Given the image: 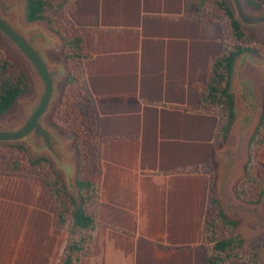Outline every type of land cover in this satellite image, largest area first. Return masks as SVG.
<instances>
[{
	"label": "crops",
	"instance_id": "1",
	"mask_svg": "<svg viewBox=\"0 0 264 264\" xmlns=\"http://www.w3.org/2000/svg\"><path fill=\"white\" fill-rule=\"evenodd\" d=\"M187 0H73L86 28V87L98 116L102 178L92 255L77 264H204L201 246L217 116L198 104L213 24ZM6 240H0L3 243ZM0 246V264H34ZM224 264H248L230 261Z\"/></svg>",
	"mask_w": 264,
	"mask_h": 264
},
{
	"label": "trees",
	"instance_id": "2",
	"mask_svg": "<svg viewBox=\"0 0 264 264\" xmlns=\"http://www.w3.org/2000/svg\"><path fill=\"white\" fill-rule=\"evenodd\" d=\"M72 1L25 0L24 17L27 22L44 21L47 29L58 36L63 46L61 58L65 61L66 76L61 84L59 98L48 115V122L58 132L72 135L77 194L67 188L61 173L48 157H33L22 142L0 143V173L28 174L40 179L51 198L55 224L68 232L57 264H77L80 258L91 255L98 226L102 178V138L84 71V62L90 57L85 47L87 29L74 25L70 20L68 8ZM247 1L255 8L264 4V0ZM187 9L194 10L195 16L201 19L223 21L229 31L221 52L208 61L206 79L197 91L198 104L186 107L189 110H209L217 115L214 140L219 144L225 143L237 117L234 95L230 91L235 59L247 50L264 55V43L243 28L227 0H187ZM29 85L23 66L8 55L0 43V115L13 107L19 95L28 92ZM262 145L264 93L259 120L248 142L243 177L240 186L235 189L236 195L242 200L252 199H248L249 192H254L258 200L264 192V163L258 164L254 159V152ZM209 163L213 165L212 156ZM211 184L201 242L207 253L204 264L230 261L264 264V244L256 246L253 241L247 242L234 232L238 221L226 215L221 201L214 196L213 178Z\"/></svg>",
	"mask_w": 264,
	"mask_h": 264
},
{
	"label": "water",
	"instance_id": "3",
	"mask_svg": "<svg viewBox=\"0 0 264 264\" xmlns=\"http://www.w3.org/2000/svg\"><path fill=\"white\" fill-rule=\"evenodd\" d=\"M227 1L243 28L264 42V7L255 8L247 0ZM20 13L19 2L7 3L0 0V37L18 56L29 81L32 82L28 92L17 97L13 105L17 106L16 109L9 113L12 107L8 113H4L6 116L0 119V143L22 142L34 155L47 154L55 167L64 172L67 188L76 195L72 152L67 148V140L63 139L58 130L48 122V115L58 97L59 84H62L66 76L64 62L53 61L50 57V51L59 48L58 36L47 31L44 21L22 22ZM233 81L245 113L238 121L240 140L238 149L229 154L231 161L226 166L228 172L232 162L244 153L245 139L251 129L250 126L259 110L261 113L258 94L261 84H264V56L249 50L239 54L233 65L231 85ZM230 91L232 92L231 87ZM225 177L226 175L221 179L219 186V194L225 199V202H221L224 210L230 200L229 195L224 194Z\"/></svg>",
	"mask_w": 264,
	"mask_h": 264
},
{
	"label": "rangeland",
	"instance_id": "4",
	"mask_svg": "<svg viewBox=\"0 0 264 264\" xmlns=\"http://www.w3.org/2000/svg\"><path fill=\"white\" fill-rule=\"evenodd\" d=\"M5 1L7 3H12L16 1L20 3V8H21L20 19L22 22L26 23V20L24 19V0H5ZM261 7H264V4ZM201 20L213 24V31L216 35V38L218 39V42L221 44V50H222L223 43L226 41L229 35V31L225 23L221 20L220 21L219 20L209 21L206 19H201ZM47 31L51 33V31H49L48 29ZM52 34L56 35L53 32ZM57 40L59 42L58 43L59 48L57 50L50 51V57L53 61L64 62L65 64V61L61 58V52L63 51V46L58 37ZM0 43L6 49L7 54L10 57L15 58L18 61V63L21 64V62L17 58L18 56L11 51V48L8 45V43L5 40L3 41L1 37H0ZM206 76H207V68L205 70V76L203 82L197 84L195 87L196 94L198 93L197 92L198 89L201 88V86L203 85ZM236 89L237 87H235L233 81L231 85V90L234 94V103L237 108V117L231 127L228 139L225 143L219 144L217 141L214 140L213 137L211 142V147L213 149V152L211 151V156L213 158V165L208 163L204 166L197 167L198 169L196 170L203 171L208 175V179H209L208 198L210 193V187L212 188L211 179L213 178L214 196L218 198L222 203L223 201L225 202V199L219 194V186L221 179H223L224 175H226L225 177L226 180L224 181L225 183L224 194L229 195L230 200L228 205L226 206L227 208L225 209V211L228 217L238 221V224L234 232L241 235L247 242L251 243L253 241L254 244H257L256 246L258 245L262 246L264 244V192L259 196L258 200H256L257 197L254 195V192L248 193V199L252 198L251 200H242L236 195L235 192L236 187L240 186L239 182L243 177V173H244L243 167L248 158V149H247L248 142L253 132V129L258 122L260 110L257 116L255 117L254 121L252 122L250 126L251 129L246 136L244 153L239 159H236L234 162H232V164L230 165L229 172L228 169H226L227 168L226 166L229 165L231 161V159L229 158V154H232L231 153L232 151L234 152V150L238 149L237 148L238 142L240 140L238 121L243 117L245 113V109L243 108L242 105H240L239 99L236 94L237 93ZM60 90H61V84H59L58 97L54 103H56L59 98ZM263 93H264V84L262 83L258 94L260 107H261V96L263 95ZM194 106H189V107H194ZM16 107L17 106L15 105L10 110L9 113L15 110ZM193 111H202V112L214 114L212 111L209 110H204V111L193 110ZM5 116L6 114L0 116V119L4 118ZM217 125H218V116H217ZM59 135L63 139L65 138L67 140V148L72 152L71 160L74 164L75 152L73 147V139H71L72 135L67 133H60V132ZM30 153L33 157H37L41 155L51 159L45 153H39L37 155H34L32 151ZM254 159L258 164L264 163V145L256 149V151L254 152ZM55 169L61 173L62 178L65 181L64 172L60 169H57L56 167ZM207 206H208V202H207ZM205 218H206V212L204 216V222H205ZM204 222H203V228H204ZM99 225L100 222L98 221V226ZM67 233L68 232L66 229L58 227L55 224L53 204L47 188L40 181V179L28 174L0 173V240L1 241L6 240L3 241V243H0L1 247H4L6 250L11 249L12 251H14L17 246H18V250H20L21 247L24 245L25 248L31 249L33 255L30 254L29 258L31 259V257H34V264H57L67 240V235H68ZM202 238H203V231H202Z\"/></svg>",
	"mask_w": 264,
	"mask_h": 264
}]
</instances>
